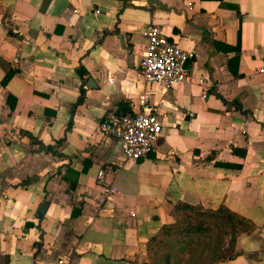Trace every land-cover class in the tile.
<instances>
[{"label": "crops", "instance_id": "crops-1", "mask_svg": "<svg viewBox=\"0 0 264 264\" xmlns=\"http://www.w3.org/2000/svg\"><path fill=\"white\" fill-rule=\"evenodd\" d=\"M148 24L194 52L165 93L135 76ZM260 67L264 0H0V264H145L178 203L250 223L214 264H264ZM142 96L162 131L104 194L121 155L99 121Z\"/></svg>", "mask_w": 264, "mask_h": 264}, {"label": "built area", "instance_id": "built-area-1", "mask_svg": "<svg viewBox=\"0 0 264 264\" xmlns=\"http://www.w3.org/2000/svg\"><path fill=\"white\" fill-rule=\"evenodd\" d=\"M145 46L140 57L135 76L145 83L158 85L161 93L189 79L188 63L193 59V50L180 48L174 41L167 39L159 28L148 24L141 29ZM264 67H260L262 72ZM205 77H202L204 80ZM201 80V81H202ZM102 136L113 138L118 144L121 159L96 171L95 181L102 193L113 191L111 183L104 176L109 171L115 173L122 162L135 163L153 151L157 137L162 131L161 123L154 108L142 96L140 109L131 114H115L108 111L98 124ZM58 264H67L63 259Z\"/></svg>", "mask_w": 264, "mask_h": 264}, {"label": "trees", "instance_id": "trees-1", "mask_svg": "<svg viewBox=\"0 0 264 264\" xmlns=\"http://www.w3.org/2000/svg\"><path fill=\"white\" fill-rule=\"evenodd\" d=\"M171 214L173 221L162 225L147 242L145 264H214L231 254L236 235L251 228L248 220L223 206L206 209L178 203Z\"/></svg>", "mask_w": 264, "mask_h": 264}, {"label": "water", "instance_id": "water-1", "mask_svg": "<svg viewBox=\"0 0 264 264\" xmlns=\"http://www.w3.org/2000/svg\"><path fill=\"white\" fill-rule=\"evenodd\" d=\"M86 86H89V82L86 83ZM44 206H46L44 203H40L38 207H39V208H40V207H43V208H44ZM39 208H38V209H39ZM42 210H43V209H42Z\"/></svg>", "mask_w": 264, "mask_h": 264}, {"label": "rangeland", "instance_id": "rangeland-1", "mask_svg": "<svg viewBox=\"0 0 264 264\" xmlns=\"http://www.w3.org/2000/svg\"><path fill=\"white\" fill-rule=\"evenodd\" d=\"M185 259H186V257H185V258H182V259L180 260V262H181V263H184Z\"/></svg>", "mask_w": 264, "mask_h": 264}]
</instances>
